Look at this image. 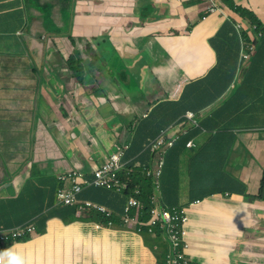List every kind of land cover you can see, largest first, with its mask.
I'll return each instance as SVG.
<instances>
[{"label": "crops", "instance_id": "crops-1", "mask_svg": "<svg viewBox=\"0 0 264 264\" xmlns=\"http://www.w3.org/2000/svg\"><path fill=\"white\" fill-rule=\"evenodd\" d=\"M164 1L168 5L167 15L149 21L143 30L152 45L154 60L150 67L143 68L147 71L143 85H148L143 92L144 98L132 107L126 102L121 104L126 120L122 126L117 123L115 128H120L121 142L131 144L141 118L152 114L156 119L155 125H163L170 135L179 136L165 154L163 179L166 191L172 196L167 204L184 205L187 210L185 241L189 247L185 254L191 264H240L242 244L252 236L251 232L236 230L235 223L249 206L243 201L244 197L259 195L262 190L264 196V153L250 160L245 175L238 167L228 174L225 166L237 141L244 145L259 140L254 131L260 129L256 121L264 115V74L261 75V94L255 101L241 100L237 91L225 106L210 104L229 82L225 71L234 70L235 78L239 77L241 42L236 28L239 22L235 19L231 22L224 9V13H210L207 18L200 19V15L207 11V0ZM230 1L247 9L251 6L252 12L264 21V0ZM58 2L62 11L70 13L72 32L76 37L85 35L86 39L80 37V40H87V51L92 52L86 59L89 61L86 69L91 66L92 77L85 78L84 74L81 75L83 72L68 77L69 82H66L60 100L72 102L70 109H73V103L82 94L94 92L95 101L91 104L100 108L104 127L108 133L112 132L106 120L114 121L112 112L120 102L112 92L109 94L106 78H113L114 73L102 71L99 53L95 50L96 40L110 22L107 21L105 28L96 24L92 1L88 2L91 13H85L82 5L76 7L74 0ZM55 6L54 2L43 0H0V142H6L8 138L33 141L32 153L23 159L15 150H0L5 163L0 178L8 179L0 185V197L11 202L10 209L4 210L0 206V228L14 227L31 220H35L37 226L36 233L29 238L15 240L6 246L2 251L3 264H166L171 249L170 244L167 250L160 247L162 237L141 232L138 225H124L121 221L113 225H98L88 212L75 211V207L61 206L56 201L59 174L76 169L91 176L104 159L98 158L96 152L102 149L100 143L88 147L89 144L83 143L73 132L63 137L60 127L56 128L58 135L52 137L55 140L50 138L58 144L48 141V132L42 122V113L46 110L37 112L40 100L34 90H40L42 85H39L40 78L32 59L36 61L39 56L42 60V39L48 31L47 27H42V8L50 11L48 8ZM190 26L193 28L191 32L188 30ZM60 28L64 31H56L57 41L67 45L65 24ZM111 40L121 55L133 53L131 41L120 33H112ZM99 73L106 74L100 78ZM235 78L230 86L233 92L238 82ZM89 80L91 83L85 84ZM25 85L32 89L25 91L28 89ZM62 90L59 80L54 81L49 90L42 88V103L46 109L49 105L55 106L48 91L59 96ZM195 97L203 101L196 102ZM182 98L189 103L188 110L195 112V121L185 117V113L175 117L173 105L179 104ZM234 103L241 108L243 103H247L236 116H233ZM226 118L229 119L218 128L217 124ZM200 122H205V127H201ZM157 131L155 126L153 135H157ZM140 138L151 137L141 134ZM189 140H194L196 145L188 146ZM261 141L264 142L263 139ZM58 149L65 153L70 167L66 168L65 163L59 161L60 155H55ZM149 152L140 153L134 160V167L155 166L156 158ZM87 156H93L95 162ZM129 164L131 159H125L121 172L131 171ZM120 177L124 180L121 174ZM35 185L42 188V194L34 190ZM158 193L160 199L161 190ZM210 194L215 195L188 205L192 199H202ZM36 195L42 204L36 202ZM81 198L107 205L116 216H120L119 212L123 210L124 198L116 188H88ZM263 202L262 197L259 204ZM142 206L135 208L139 216ZM259 213L261 211L256 212ZM258 264H264L263 257Z\"/></svg>", "mask_w": 264, "mask_h": 264}, {"label": "water", "instance_id": "water-1", "mask_svg": "<svg viewBox=\"0 0 264 264\" xmlns=\"http://www.w3.org/2000/svg\"><path fill=\"white\" fill-rule=\"evenodd\" d=\"M92 1V13L96 20V24L105 28L103 17L105 15H113L114 18L104 29L103 37L111 39L112 33H120L121 36L131 41V47L133 53L130 56H123L116 49L118 60L114 65H107L102 71H111L114 74L113 79L116 80V84L113 87L112 93H115L116 88L120 89L124 95H126V87H136V90L141 87L139 92H145L148 85L143 82L147 77V71L144 70V66L150 67L153 63V48L148 41V37L143 33V30L147 28L145 25L149 24V21L164 17L168 12V5L164 0H78V3L82 4L83 10L91 13V9L88 8V2ZM218 5L223 8L230 17L237 20L242 27L248 33L251 42H255L256 38H259L256 33V27L251 24L247 18L242 16L239 12L228 6L227 4L217 0ZM260 21L264 24V21L259 17ZM105 40V38H104ZM253 56L256 54V45H253ZM250 64H246L244 71L240 72L238 82H241L246 74ZM109 69V70H108ZM106 74V73H102ZM244 76V77H243ZM62 84L63 90L61 95H56L48 91V95L51 103L55 102V106H50L46 109V113L42 116V122L45 126L50 142L58 144L53 135H58L56 131L57 127H60V133L64 137L70 132L75 133V137H78L83 143L87 142L88 147L94 146L100 143L102 145L101 150H97L98 158L105 159L107 155L113 150V148L122 141V134L120 129L112 127L113 120H106V123L111 128L112 132H107L104 127V120L102 113H97L94 109L92 112L85 110V106L95 101L94 92L87 91L76 99L73 103V109H70V103L68 101L60 100L64 95V89L66 88V82L63 79L58 78ZM90 81V80H89ZM89 81L85 84H89ZM139 86V87H137ZM232 92V89L224 94L222 98ZM66 94H68L65 91ZM51 94V95H50ZM69 94H71L69 92ZM52 97V98H51ZM80 101L82 103H80ZM68 107H67V104ZM62 107L65 109L63 111ZM48 123V127L46 124ZM184 130H187L185 128ZM54 139V140H50ZM111 141V146H106L105 142ZM88 149V148H86ZM82 151V148L80 149ZM55 155H60L59 161L65 163V167L70 165L66 160L65 153H62L61 149H58ZM93 162L95 158L93 156L88 157ZM32 164V162H30ZM157 198L159 199L158 190H155ZM257 196V195H256ZM256 196L251 197L245 201L249 206L245 207L244 214L237 218L235 223L236 230H243L244 232H251L252 238L246 243L242 244L240 264H258V261L264 258V202L259 204L261 200ZM264 201V200H263ZM161 209L164 206H160ZM260 212L256 214V212ZM167 239V235L165 234ZM170 244L171 251L173 250L172 243Z\"/></svg>", "mask_w": 264, "mask_h": 264}, {"label": "built area", "instance_id": "built-area-1", "mask_svg": "<svg viewBox=\"0 0 264 264\" xmlns=\"http://www.w3.org/2000/svg\"><path fill=\"white\" fill-rule=\"evenodd\" d=\"M216 12L224 13V10L218 5L217 0H207V11L200 15V19H205L210 13ZM236 28L241 42L238 65V72H241L251 59L254 47L244 39L242 25L237 23ZM188 30L191 32L193 28L190 26ZM185 117L195 121V112L188 110L185 113ZM176 139L177 136L170 135L168 130L164 128L147 144V147L154 152V156L156 157V166L151 172H155L157 178L160 176L165 165V153L169 147L174 145ZM120 143L122 142H119L101 164L94 168L91 176H87L85 172L76 169H70L59 174L58 180L60 185L56 191L57 203L61 206H76L78 211L88 212L95 210L105 214L107 217L115 215L114 211L107 205L88 198L82 199L80 194L92 187L116 188L120 192L128 187V183L120 178V172L124 166L123 158L130 147V143L123 142L121 149L119 148ZM187 145L195 146L196 142L190 140L187 142ZM213 195L215 194L203 197L202 199H192L188 205L200 203L202 200ZM150 198L155 202L150 210L151 216L147 222L140 221L139 215L136 212L134 215L132 214L131 209L142 206L141 201L134 195L128 199L121 222L124 225L136 224L139 231L143 229V226H147L150 233H154V228L159 227L164 235H167L166 240L168 243H172L173 245V250L167 254L166 264H191V260L185 254V251L189 247L185 241L186 222L188 220L186 207L184 205H174L170 208L161 209L155 196L152 195ZM113 224L115 223L112 220L108 222V225ZM98 225H102V223L98 222ZM36 231V221L31 220L14 227L0 228V240L1 242L16 240L34 234ZM3 260L4 257L2 251H0V264H3Z\"/></svg>", "mask_w": 264, "mask_h": 264}, {"label": "trees", "instance_id": "trees-1", "mask_svg": "<svg viewBox=\"0 0 264 264\" xmlns=\"http://www.w3.org/2000/svg\"><path fill=\"white\" fill-rule=\"evenodd\" d=\"M223 1L226 2L225 0H223ZM226 4L228 6H230L231 8H233L234 10H236L237 12H239L242 16L247 18L248 21L256 27V33L258 34L259 38H256L255 42L252 43L248 33L246 32V30H244L242 32V35H243L245 40H247L251 45H256L257 51H256V54L254 56L252 55V58L248 61L247 64H250L251 66L248 69L247 73H245L246 76L242 80V82H238L236 84L237 85V86H235L236 91H234V92L232 91L229 94V96L227 95L225 98L224 97L222 98V96H224V94L226 92H228V90H230V86L233 83L234 78H235L234 70L233 71H228V70L225 71L226 76L229 79V82L225 86L224 90L222 92L218 93L213 98V100L210 102V104L216 103L215 105H217V107L225 106L227 103H229L233 99V97L237 91L240 95L241 100L248 98L249 102L255 101L257 99V97L261 94V87H262L261 86V78H262L261 75L264 74V24L260 21V19L256 16V14H254V12H252L253 10H252L251 6H250V9H251L250 10L249 8L247 9V8L242 7V6H238V5H234V4L230 5L228 2H226ZM241 9H244L246 11V15H245V13H243L241 11ZM228 18L230 19L231 22L232 21L235 22V20L232 17L229 16ZM104 38L107 42L108 40L105 36L104 37L102 36L101 38H98L96 40L98 52H100L102 49L101 45H103ZM239 59H240V56H239ZM80 68H81V70H84L82 65L80 66ZM244 68H243L242 72L244 71ZM241 87H244V90H241ZM194 99L196 102H202L203 101V99L200 97H195ZM243 104L245 107L247 103H243ZM241 105H242V103H241ZM233 106L235 107L233 110V112H234L233 116H236V114H238L239 112H241L244 109V107L241 108V106L236 104V103H234ZM188 108H189V103L183 98L180 99L179 104L173 105V109L175 110V117H179V116L183 115L184 113H186ZM196 113L199 114L198 111ZM195 116H196V114H195ZM229 118H231V117H229ZM229 118L222 120L221 123L217 124V127L218 128L222 127V125ZM207 120H209V119H207ZM155 122H156V119L152 114H149L144 118H141V121L137 125L136 130L134 132V136H133V139L131 141L130 147L128 148V150L126 151V154L124 156V160L125 159L126 160L131 159V164H129V166H128V168H131V171H126V172L120 173L121 176L124 178V181L126 183H128V187L125 190H123L122 192H120V194L123 195V198H124L123 199V210H121V212H119L120 216L112 215L110 217H107V216H105V214L98 212V211H95V210L88 211L90 218L97 220L96 222L102 223L104 225H108V222L110 220H112L114 223L121 221L125 207H126L127 202H128V199L132 195L137 197L143 204V206L141 208V214L139 216V219L142 222H147L151 216L150 210L152 209L153 203L155 201L153 202L151 200L150 196H152V195L155 196L156 200L158 201L157 202L158 206L159 205L160 206H164V205L169 206V207H165V208H170V207L174 206L172 204L171 205L167 204L169 197L172 198V196L165 189V182L163 179L164 170H162L160 176L157 178L155 175V172H153V173L151 172V170H153L156 165L152 166V167H144L142 165L139 167H134V160H137L136 157H138L140 155V153H142L144 151L147 153H150L149 151H151L154 154V152L149 147H146L143 151H141V149H142V147L146 146L147 142L154 139L160 133L162 128L164 127L163 125H155ZM199 124L201 127H205L206 123L204 122V124H203V122H200ZM155 126H157L158 131H159V132L157 131V135L156 134L153 135V133H156L155 132ZM141 134H147V136L151 137V138L141 139L140 138ZM152 137H154V138H152ZM186 141L187 140H185V144H186ZM1 143L2 142H0V144ZM167 151H166V153H167ZM1 163L5 164L3 160L1 161V156H0V164ZM165 164H166V159H165ZM164 167H165V165H164ZM7 180L8 179L6 177H3V179L0 180V185L5 183ZM34 190H36L37 192L42 194V188L40 186L35 185ZM155 190H158V191L161 190V193H160L161 198L160 199L157 198ZM82 193L80 194V197H81ZM210 195H212V194H210ZM259 196L261 198L263 197V190L260 192L259 195L256 196V198L261 199ZM6 199H8V198H1L0 197V206L4 210L10 209V207H11V202L9 200H6ZM82 199H85V198H82ZM35 200L38 204H42V202L39 200L38 195H36ZM67 206H69V205H67ZM72 207H75L76 208L75 211H78L76 206H72ZM135 210H136L135 208L131 209L133 215L135 214ZM131 211H130V213H131ZM141 232L150 233L147 226H143V229ZM150 234H152V233H150ZM154 235L162 237V240L166 241L164 238V233L159 227L154 228ZM29 237H30V235L25 236L23 238L16 239V240L17 241L25 240ZM13 241H15V240H7L4 242H1V240H0V251H3L6 248V246L8 244L12 243Z\"/></svg>", "mask_w": 264, "mask_h": 264}, {"label": "rangeland", "instance_id": "rangeland-1", "mask_svg": "<svg viewBox=\"0 0 264 264\" xmlns=\"http://www.w3.org/2000/svg\"><path fill=\"white\" fill-rule=\"evenodd\" d=\"M43 1H50V2H54L56 4V6L54 8H48L50 9L47 10L46 8H42V27L48 29V31L46 30L47 34L46 37L43 38V40L47 39V37H51L53 39L57 38V34L56 31H58L54 24L56 22H61L67 19L68 13L62 9H60V3L58 2V0H43ZM226 2H228L230 5H232L230 0H225ZM73 5V3H72ZM74 5L77 7L81 6V3H78V0H74ZM241 11L243 13H245L246 15V11L244 9H241ZM72 15V12H71ZM43 31V30H42ZM103 32L100 34L99 38H101L103 35ZM27 51V50H26ZM29 54V52H27ZM116 50L114 49V45L112 43L111 40H109V42H106L104 44V46L102 47L101 51L99 52L98 56L99 59L98 62L101 65V68H106L107 65H114L115 62L118 60V56L116 54ZM88 55H92V52L89 51ZM42 56V53H41ZM32 63L34 64V66L37 69V76L40 78V84L42 85V60L39 58V56L37 57V60L34 61L32 59ZM97 64L98 68H100V65ZM91 67V66H90ZM90 67L88 69H86L83 73H81V75L84 74L85 78L90 79L92 77V75L90 74ZM25 68V67H24ZM109 70V69H108ZM100 78L102 73H99ZM108 81V88H109V94H111V92L113 91V86L115 84V80L112 77H107L106 78ZM63 80L65 82H69L68 77H63ZM238 82L236 81V84ZM28 89H26L25 91H29L32 89L31 86L25 85ZM237 86V85H235ZM36 87V86H35ZM138 87V86H137ZM34 93L38 95L39 97V107L37 109V112L40 113L42 111V109L46 110V105L42 103V88L40 90H34ZM124 96V95H123ZM141 98L143 97V92H138L136 90V87H126V95H125V99L124 102H126V105L132 107L133 104L138 101L140 102ZM150 100V99H149ZM63 111H65V109L62 107ZM90 112H92L94 109H96L95 111L97 113L99 112L100 108H97L96 106H94L93 104H88L87 106H85V110H88ZM119 118L118 120H114L115 124L116 123H120V125L122 126L126 120L125 118V114L124 112L118 114ZM258 122L259 125V130L254 131V136H257L259 138V140L255 141L254 143H244V145L241 144L240 141H237L235 143V145L232 147V156L228 158V161L226 162V172L229 174L235 167H238L241 171H243V174L245 175L247 172V166L250 163L251 159H256L258 157V155H260L261 153H264L263 149V144L264 142L261 141V139L264 140V115H262L260 117V120L256 121ZM120 126V127H121ZM3 127H7V125H3ZM34 127V126H33ZM32 127V129L34 130V128ZM120 129V128H119ZM112 131V130H111ZM11 138H8V141H4L0 144V150H15L18 152V154L21 156V159L25 158L28 154L32 153V145H33V141L31 140H18V141H13V140H9ZM121 145L122 143L119 144V148L121 149ZM248 152H247V151ZM2 161V158H1ZM12 160H10L9 162H11ZM53 163H55V160L53 158ZM31 162V161H30ZM29 162V164H30ZM3 166H5V164L1 163L0 164V171L3 169ZM1 180V178H0ZM229 192V191H228ZM231 193V195L235 194L234 192H229V194ZM255 194H249L246 197H244V202L249 200L251 197H254ZM263 200H264V196H263ZM160 243V247L165 248L166 250L169 247V243L167 241H164L162 239L159 240Z\"/></svg>", "mask_w": 264, "mask_h": 264}, {"label": "flooded vegetation", "instance_id": "flooded-vegetation-1", "mask_svg": "<svg viewBox=\"0 0 264 264\" xmlns=\"http://www.w3.org/2000/svg\"><path fill=\"white\" fill-rule=\"evenodd\" d=\"M113 18V15H105L103 17L105 26L107 21L110 22ZM62 24H65V29L67 30L65 39L67 45L59 43L57 38L53 39L51 37H47L45 40L42 39V88H46V90H49L51 87H53V82L58 80V78L70 77L75 73L84 72L87 68V65H89V61H86L88 57L87 50L89 42L87 40H80V37L86 39L85 35L76 37V34L72 32L70 28V13L68 14L67 20L56 22L54 27L60 29V32H63L64 28H60V25ZM107 40V42H109L111 39L107 38ZM111 41L114 45V49L116 50L117 48L114 44V41ZM105 43L106 40H104L103 45L101 46L103 47ZM97 49L98 47L96 46L95 50L97 53H99ZM81 65L83 66L84 70H81ZM90 83L91 82L89 81V84ZM114 95L117 96L120 104L113 109L112 114L113 119L118 120V114L122 113L121 104H124L125 95L118 88H116ZM45 113H42V116H44ZM116 124L112 123V126L115 127ZM105 145L108 147L111 146V141L107 140Z\"/></svg>", "mask_w": 264, "mask_h": 264}, {"label": "clouds", "instance_id": "clouds-1", "mask_svg": "<svg viewBox=\"0 0 264 264\" xmlns=\"http://www.w3.org/2000/svg\"><path fill=\"white\" fill-rule=\"evenodd\" d=\"M222 9H223V8H222ZM244 30H245V29L243 28V31H244ZM237 79H238V78H237ZM237 79H236V80H237ZM169 134H170V133H169ZM175 136H177V139H178L179 136H178V135H175ZM177 139H176V141H177ZM176 141H175V142H176ZM189 141H190V140H189ZM174 144H175V143H174ZM171 147H172V146H171ZM169 148H170V147H169ZM169 148H168V149H169ZM168 149H167V150H168ZM123 160H124V158H123ZM152 234H153V233H152ZM164 237H165V235H164Z\"/></svg>", "mask_w": 264, "mask_h": 264}]
</instances>
